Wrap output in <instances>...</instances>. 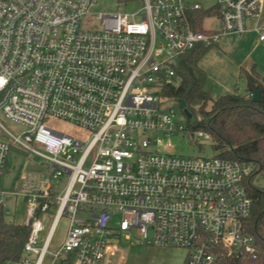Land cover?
Returning a JSON list of instances; mask_svg holds the SVG:
<instances>
[{"label":"built area","instance_id":"built-area-1","mask_svg":"<svg viewBox=\"0 0 264 264\" xmlns=\"http://www.w3.org/2000/svg\"><path fill=\"white\" fill-rule=\"evenodd\" d=\"M95 1L0 0V113L24 128L16 136L0 121V180L12 150L49 166L48 179L30 176L12 192L26 200L19 225L30 230L15 264H111L122 241L183 249L184 264L257 259L246 229L254 165L175 155L172 136L213 138L177 126L171 105L178 102L162 93L182 56L242 36L248 20L264 45V0H218L207 8L202 3L210 0H142L134 13L94 17ZM197 11H211L205 19L217 17V28L196 30ZM53 119L90 136L50 128ZM5 195L0 187L3 207ZM64 217L65 239L54 246Z\"/></svg>","mask_w":264,"mask_h":264},{"label":"trees","instance_id":"trees-1","mask_svg":"<svg viewBox=\"0 0 264 264\" xmlns=\"http://www.w3.org/2000/svg\"><path fill=\"white\" fill-rule=\"evenodd\" d=\"M210 14L211 11L194 13L196 30L203 29V22ZM213 47H197L182 56L174 83L163 89L162 96L176 102L184 100L191 114L190 118L185 115L189 128L209 133L218 156L254 165V175L247 183L253 208L246 229L256 239L258 258L224 256L217 264H264V187L254 182L257 177L264 178V75L254 67L241 69L239 78L245 84V91L214 99L205 90L207 75L199 67L200 59ZM256 91L260 97L258 102L253 100ZM29 233V228L23 225L7 223L4 207L0 206V264H15L20 259Z\"/></svg>","mask_w":264,"mask_h":264},{"label":"rangeland","instance_id":"rangeland-1","mask_svg":"<svg viewBox=\"0 0 264 264\" xmlns=\"http://www.w3.org/2000/svg\"><path fill=\"white\" fill-rule=\"evenodd\" d=\"M217 1L218 0H210L207 3H202V6L206 8L210 7L211 5L216 4ZM143 3L144 2L142 0H132L130 3H127L125 0H96V5L91 8L90 14L96 17L99 13H134L143 7ZM218 20L219 19L217 17L205 19L203 28L205 30L217 28ZM251 27L252 23L248 21L247 30H251ZM246 36L248 39V43L246 45L241 46L238 44H229L227 48H224L223 54L218 53L217 55H214L213 62L216 63L215 67H217V72H221V70H223L222 75L220 76V81L225 85L231 84L233 80L236 81V85L232 87L230 92H235L238 89L241 92L245 91V84L233 71V65L237 63L246 68L248 62L253 61L255 58H259L264 62V53L260 50H256L255 35L251 32ZM221 41L219 43H221ZM212 50H217V48ZM212 50H209V52ZM210 57L212 58L211 54ZM262 61L261 66L264 68ZM216 81L219 82V78L215 79L212 76L207 77L205 90L213 94ZM171 106H173L176 112V117L174 119L175 124L179 127L189 128L190 123L180 107L175 103ZM0 121L13 135L17 136L24 130L22 126L6 120L1 113ZM46 122L50 128L64 132L83 141L87 140L90 136L86 130L62 120L53 119ZM0 136H2V134H0ZM170 141L174 147V154L178 156L215 157L218 155L213 148V143L210 141L198 143L193 141L188 135L183 134L172 136ZM164 142H167V140H164ZM8 159L9 164L6 170L7 173L2 180H0L1 188L4 191H13V193L17 194L20 192V188H22L24 181L28 177L39 176L43 180H46L49 177L48 164L38 156H34L23 151L12 150ZM61 182L62 181H57L54 183L55 187L59 186L64 188L65 184L63 185ZM254 182L257 186L264 187L263 177H257ZM3 202L5 221L12 224H23L27 215L26 201L22 197L13 194L6 195ZM54 213L55 211H50L49 215H47L46 219H44L45 231L42 232V237H45L47 234L52 221L51 215L53 216ZM119 219L120 218L116 219L115 224L118 223ZM68 227L69 221L66 217H64L61 219L57 227L53 243L54 246H60L62 244ZM134 237L135 239L138 238L136 235ZM184 258L185 251L183 249L122 241L120 251L111 256V264H183Z\"/></svg>","mask_w":264,"mask_h":264},{"label":"crops","instance_id":"crops-1","mask_svg":"<svg viewBox=\"0 0 264 264\" xmlns=\"http://www.w3.org/2000/svg\"><path fill=\"white\" fill-rule=\"evenodd\" d=\"M248 21H250L252 23L251 30H249L250 32L247 30V32L244 33L240 37H237V36H235L233 34H229V35L225 36L223 38V40L221 41V43L216 45V47H213V48L209 49V50H212V49L217 48V50H220V51L212 50L211 52H209V50H207L205 52V54L203 55V57L199 61V67L206 73L207 77L212 76L215 79L219 78V82L216 81L214 89H213V94L214 95L210 93L211 96L214 99H217L220 96L225 95L227 93H231L230 91H231L232 87L234 85H236V81H234V80L229 85H225L223 82L220 81L221 80L220 76L222 75V71L223 70H221V72H217V67H215L216 63L213 62L214 55H217L218 53L223 54L224 53V48L225 47L227 48L229 44H238V45H241V46L246 45L248 43V39H247L246 35H248L251 32L255 35V47H256V50H260V51H262L264 53V45L259 43V41H258V33L255 31V28H254V24L255 23L252 20H248ZM210 54L212 55V58L210 57ZM261 61L262 60H260L259 58L258 59L255 58L253 61L248 62V64L246 65V68H244L241 64H237L236 63L235 65H233V71L238 75V78H239V73H240L241 69L250 70V69H252L254 67L261 75H264V70H263L264 68H263V66H261ZM262 63L264 64L263 61H262ZM243 65H245V64H243ZM237 91H240V90L238 89ZM8 161H9V159H8ZM7 164H9V162ZM6 173H7V171H6ZM6 173H5V175H6ZM2 178H1V180H2ZM16 183H15V185H16ZM0 187H1V185H0ZM4 192H5L6 195H13V193H12L13 191H4ZM19 197H22L25 200V198L23 196H19ZM185 259H186V252H185L184 262H185Z\"/></svg>","mask_w":264,"mask_h":264},{"label":"water","instance_id":"water-1","mask_svg":"<svg viewBox=\"0 0 264 264\" xmlns=\"http://www.w3.org/2000/svg\"><path fill=\"white\" fill-rule=\"evenodd\" d=\"M253 100L255 102H258L260 101V97H259V93L256 91L255 94H254V97H253ZM178 105L180 107V109L183 111V113L187 116V117H191V114L189 113V111L186 109V105H185V102L184 100H179L178 101Z\"/></svg>","mask_w":264,"mask_h":264}]
</instances>
